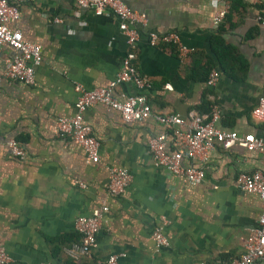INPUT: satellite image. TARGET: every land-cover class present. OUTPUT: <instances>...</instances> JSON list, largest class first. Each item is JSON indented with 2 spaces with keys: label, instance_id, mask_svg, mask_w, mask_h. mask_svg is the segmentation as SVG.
<instances>
[{
  "label": "crops",
  "instance_id": "1",
  "mask_svg": "<svg viewBox=\"0 0 264 264\" xmlns=\"http://www.w3.org/2000/svg\"><path fill=\"white\" fill-rule=\"evenodd\" d=\"M122 1L146 20L137 24L135 63L150 87L123 82L113 95L145 94L150 114L126 123L117 111L90 105L83 119L99 142L95 163L56 134V120L73 114L75 84L92 89L114 78L126 50L118 19L79 9L75 0H33L21 4L19 17L8 22L24 40L40 45L42 57L32 84L6 78L0 61V242L10 264H107L110 255H117L114 264L227 261L242 252L257 222L261 201L241 189L236 177L264 171V153L234 144L215 145L204 160L182 157L183 166L204 171L201 182L189 184L154 165L147 139L165 133L167 149L182 150L176 131L185 130L191 112L206 106L218 111V127L264 139V121L251 115L257 98L264 97L263 0ZM224 1L232 8L214 24L212 15ZM148 30L176 31L191 51L179 57L172 48L152 46ZM213 35L237 58L230 74L217 64ZM12 52L2 48L5 56ZM206 55L216 64L213 85L190 76L193 65L199 76L197 65ZM166 114L183 123L165 124ZM10 138L21 147V158L10 154ZM112 166L131 175L119 195L107 191ZM100 203L108 210L95 245L89 255L70 261L62 247L78 236L75 218L90 215ZM161 216L169 221L163 228L166 246H157L151 236Z\"/></svg>",
  "mask_w": 264,
  "mask_h": 264
},
{
  "label": "built area",
  "instance_id": "2",
  "mask_svg": "<svg viewBox=\"0 0 264 264\" xmlns=\"http://www.w3.org/2000/svg\"><path fill=\"white\" fill-rule=\"evenodd\" d=\"M33 0H0V61L6 78L24 84L34 81L35 67L41 62V47L38 43L29 42L22 38L19 30L12 29L8 22L19 17V6ZM79 9L87 10L95 15L103 12L112 13L119 22V29L125 37L126 50L120 61V67L114 78L107 85L86 89L81 84L74 85L76 98L72 115L58 117L56 120V134L72 140L78 145L86 159L95 163L98 161L99 142L95 138L91 127L84 121L83 114L93 104H101L107 109L115 110L126 123L142 121L150 114V106L145 94L113 95V88L123 82H128L140 89H149L150 83L141 75L135 63L136 42L138 40L137 24H146L144 14L128 7L122 0H75ZM229 10V3L224 1L212 15V22L218 24ZM54 21L60 22L59 17ZM260 23L264 24V0L259 14ZM147 41L152 46L173 45L179 57H185L191 49L185 46L176 31L146 32ZM9 47L13 52L3 55L2 48ZM218 73L211 69L205 83L213 85ZM169 88L168 84L164 85ZM254 119L264 121V97L259 96L257 103L251 110ZM218 111L212 108L209 114L191 112L185 130L176 131L182 150L169 151L165 133L155 134L147 139V149L153 163L165 169L168 173L184 177L189 184H197L204 178L202 168L185 167L181 164L182 157L187 159H206L208 152L218 145L228 148L234 144L247 151L264 153V139L251 133L238 134L236 131L217 126ZM165 124H182L183 120L176 114H166L161 117ZM10 154L21 158L23 151L15 139L6 141ZM109 177L107 191L112 195L121 194L131 180L127 169L112 166L108 170ZM236 182L241 189L258 195L261 209L256 224L249 229L245 238L242 252L227 261L210 262L198 261L196 264H264V171L255 170L251 173H238ZM80 186L83 184L80 183ZM108 208L104 203L97 205L87 216H78L74 221V228L78 239L62 247V252L70 261H77L90 254L95 245L96 235L106 222ZM166 217H159L151 231L153 241L157 246H166L167 238L163 228L168 224ZM117 255H110L107 264H114ZM11 259L0 242V264H10Z\"/></svg>",
  "mask_w": 264,
  "mask_h": 264
},
{
  "label": "trees",
  "instance_id": "3",
  "mask_svg": "<svg viewBox=\"0 0 264 264\" xmlns=\"http://www.w3.org/2000/svg\"><path fill=\"white\" fill-rule=\"evenodd\" d=\"M230 8H232V5L229 6V10H230ZM161 46L172 48L173 51H176L175 47L173 45H161ZM211 50L214 54V57L217 61L218 66L225 73L230 74L232 71L233 65L235 63V60H237V58L232 54L231 49L222 41L220 36H218V35L212 36V38H211ZM197 63H198V61H197ZM215 65L216 64L213 61V59L206 55L203 65H200V66L197 65V68L200 69V72H199L200 74H197L199 76H196L194 65L191 68L190 76L192 78H195V79L196 78L202 79L205 82L209 71L211 69H214ZM202 104H204V103L202 102ZM202 104L200 106H202ZM210 112H211V107L209 108L208 106L203 107L201 110H200V108H199V110H197V113H201V114L202 113L203 114H209ZM77 239H78V236L73 241H75Z\"/></svg>",
  "mask_w": 264,
  "mask_h": 264
}]
</instances>
